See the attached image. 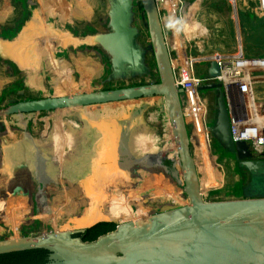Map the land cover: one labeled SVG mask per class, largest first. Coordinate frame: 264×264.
Listing matches in <instances>:
<instances>
[{
    "label": "water",
    "instance_id": "95a60500",
    "mask_svg": "<svg viewBox=\"0 0 264 264\" xmlns=\"http://www.w3.org/2000/svg\"><path fill=\"white\" fill-rule=\"evenodd\" d=\"M140 4L141 19L148 32L158 75L157 82L55 97L50 91H46L44 81L42 86H37L31 79V70L24 69L15 58L5 53L6 46L17 45L23 39L31 37L30 24L34 18L31 15L15 37L0 38V57H6L18 65L19 72L24 76L20 80L22 85L47 95L17 103L9 100L8 106H0V116L51 112L57 107L68 105L103 106L111 113L120 109L127 112L135 109L141 113L142 108L138 103L133 104L134 101L144 99L150 103L157 99L160 108V98H164L176 147V163L181 172L188 204L148 215L135 222L117 223L113 231L90 242L83 241L79 235L93 226L114 221H98L76 229L67 227L58 232L23 236L17 240H0V255L45 250L48 257L42 264H264V161L252 159L256 152L247 143L233 142L221 84L200 86L199 92L211 91L215 98V119L208 130L217 144L233 155L237 167L249 174L247 184L241 189L243 198L203 201L191 154L190 134L183 117V90L175 86L170 51L157 1L140 0ZM130 5V0H112L104 26L88 32L81 29H56L54 25H50L57 38L46 42L45 47L40 50L43 72L46 61L44 55L61 53L63 56L62 52H65L68 56L75 50L93 53L98 60L108 64L111 75L141 71L142 53L133 45L134 30L128 28ZM234 12L237 15L238 12ZM48 24L51 23L44 22L45 26ZM25 31L28 32L27 35ZM237 36L240 41V33L237 32ZM16 40L19 41L15 42ZM48 46L50 47L47 48ZM218 74L217 63L209 62L207 76L213 78ZM42 76L44 78V73ZM147 102L142 105L143 109ZM258 155L264 156V153ZM157 161L162 162L161 159Z\"/></svg>",
    "mask_w": 264,
    "mask_h": 264
},
{
    "label": "bare ground",
    "instance_id": "6f19581e",
    "mask_svg": "<svg viewBox=\"0 0 264 264\" xmlns=\"http://www.w3.org/2000/svg\"><path fill=\"white\" fill-rule=\"evenodd\" d=\"M253 2L255 3L253 8L260 12L256 0ZM4 4L7 6V3L4 2ZM80 4L85 8L95 6L96 1L81 0ZM50 5L60 8L64 7L65 2L60 3V5L58 2ZM236 8H239L237 2ZM10 12L11 10L8 13ZM224 22L229 23V25ZM224 22L222 23L227 27L234 26L226 20ZM50 25L45 26L41 18H33V22L30 24L31 37L23 39L17 45L5 47L7 55L15 58L24 69L29 68L31 70V79L37 86H42L44 81L40 50L45 47L46 42L57 38ZM235 25L237 26V23ZM228 29L230 32V28ZM25 33L28 34L27 31ZM49 34L51 35L49 36ZM228 36L230 37V34ZM66 40V43L69 44V40ZM185 41H188L187 32L179 30L169 42L168 48H174L178 44L185 45ZM238 47L243 50L240 42ZM81 54H77L71 61L54 60L52 57L48 60L47 66L52 68L55 76L57 75L52 79L55 97H70L92 92L80 91L79 93L60 94L57 90L59 77L62 73L69 75L70 72L77 71L81 76V72L85 70L89 71L90 74L94 72L98 74L102 71L100 68L96 69L89 65L86 57L80 58ZM206 56H193L190 59H184L185 57L181 56L180 58H183L181 60L182 76L185 78L186 72L189 70V64H186L187 60L192 65L193 62L202 57H213L215 54H207ZM183 77L180 79H184ZM252 97L254 102L264 100V84L262 82L252 85ZM160 100L161 114L167 119L166 128L161 125L162 137H159L160 135L156 131L159 126L156 128L150 126L144 121L138 110L127 112L120 109L113 113L105 110L106 113L100 118H94L90 115L93 110L101 112L104 109L103 106L92 107V110L91 107H73L71 105L63 108L57 107L52 111L56 117L51 129L45 128L42 134L36 137L30 134H24L25 137L20 136L10 128L6 129L4 134L8 142L6 140L0 142V222L10 227L13 234H17L20 224L24 223L27 217H31V202L19 192L12 190L14 191L12 193L8 189L9 184L19 182L21 186L26 185L31 190L35 189L38 183L43 184L47 194L45 197L37 198L38 210L39 212L44 211L45 220H49L54 227L60 221L59 218L51 221L57 214L56 212L63 214L64 222L76 218L78 227H85L105 220L121 224L143 219L147 217L146 212L138 213L139 210L135 209L137 206L134 195L136 190L140 191L141 189L148 199L168 202L171 206L178 205L176 207L187 205L188 199L178 196L172 189L173 184L169 180L163 179L159 175L158 169H154V166L150 165V161L162 159L165 152L170 157L176 156L166 103L164 98H160ZM81 108L84 109L83 112L72 114V111ZM0 113H2V109H0ZM163 136L167 137L162 139ZM158 139L160 140L159 143ZM190 143L193 150L198 154V146L193 144L191 140ZM193 161L198 176L194 158ZM134 163L146 170L153 171L150 172L157 177L154 181V184L158 185L156 191L151 192L148 188L143 190L148 180H140L137 184L136 180L142 173L141 171H139L140 173L136 172L133 170L134 168L132 171L130 170V164ZM146 163H149L150 166ZM144 165H147L148 168ZM129 170L130 174L128 173ZM102 176L106 178L109 176L110 178L106 181L101 178ZM63 179L66 182V187L63 188V192L59 193L61 195L59 196L58 189L60 187L58 184L60 182L62 185ZM99 179L100 182H95ZM130 185L135 186L134 191L129 190L132 188ZM14 193L17 194L14 195ZM199 193L204 200L200 191V184ZM65 229H67V225L64 226L63 230ZM19 238L21 236L12 237L10 240Z\"/></svg>",
    "mask_w": 264,
    "mask_h": 264
},
{
    "label": "rangeland",
    "instance_id": "374dc122",
    "mask_svg": "<svg viewBox=\"0 0 264 264\" xmlns=\"http://www.w3.org/2000/svg\"><path fill=\"white\" fill-rule=\"evenodd\" d=\"M0 0V6H1ZM6 1V0H5ZM28 1V0H27ZM26 1V3H27ZM55 3L54 0H39L37 3V6H35L34 11H40L44 10L46 11V7L48 5V2ZM95 16L91 18H85L86 16L80 12V6H79V12L77 15L81 18H56L57 14L50 13V14H44V18H41L42 21H49L51 22V25H54L57 29H62L64 27L63 25H68V27H83L84 32H88L87 29L95 30L100 29L104 26L106 22V18H100L101 15H99L100 11H98L101 6H103V9L105 10V15L107 16L110 5L112 0H95ZM195 0H178V7L175 9L174 14L179 18L181 15H184L187 11V5L188 3H192ZM13 14L9 18H2L0 16V38H6V39H12L15 36L10 37L7 33L9 28H15V34L19 32L21 29V24L23 25L26 23L29 18L26 17V9H23L19 4L18 1L10 0ZM60 5V2L62 0L57 1ZM131 5L129 7L130 11V18L128 21V28L134 30V34L132 36L133 45L135 48L140 50L142 53L140 63L142 66V70L139 72H133V71H126L123 74H117V75H111L110 68L108 64L102 62L101 60H98V58L93 54L89 52H85L83 50H75L72 51V54H67L62 52L63 56L60 55L61 53H57L56 55H53L51 53H48V55H44L47 63L44 62V82L46 84V91H50L51 94L56 96L55 90H54V84L52 79L57 77L55 76L54 71L51 67L47 66L48 60L52 57L54 60H62V61H71L73 57H76L77 54L82 53L79 57L84 58L88 60L89 65L92 67H95L96 69H102V71L98 74L95 72L93 74H90L89 71L85 70L80 73L77 71L70 72V74L62 73L59 77L58 81V92L60 94H71V93H77V92H86V91H97V90H107V89H117V88H124V87H130L140 84H146V83H155L158 81V75L156 72L155 64L153 55L150 48V40L148 37V32L146 28L143 26L144 21L141 19L142 10L140 9V6L138 4V0H130ZM236 2L238 4V0H234L233 8L237 10V12H241L244 14L252 13L257 17L261 14H257L253 10V5L255 4L253 0L250 1L248 4V7L244 8H236ZM42 3V4H41ZM204 3H209L207 6L211 10H216L217 15L215 18L213 16H209L208 13H203L200 18H183L182 22L180 24L172 23L168 18V10L165 7V0H158V8L160 12V18L163 24V30L166 36V39H170V32L172 30L173 26V35L175 36L176 31L181 27H185V25H188L193 30L192 33L194 35L193 39L191 41L196 42L197 46L199 47V50L202 51H209L211 49L219 48V43H222L223 41H226L227 44H224L223 48H221L222 51H226L227 49L234 51V48L237 49L238 44V36L237 32L240 33V44L243 47V50L246 54H252L257 53L261 51V46H256L252 42L245 41V36L243 34L242 26L240 25V17L235 16V18H229L232 15V7L229 4V1L227 0H204ZM229 6H228V4ZM162 4V5H161ZM26 5V4H25ZM210 5V6H209ZM213 5V6H212ZM82 6V5H81ZM191 6V5H190ZM189 6V7H190ZM21 8V13L20 8ZM10 8V7H9ZM25 8V7H24ZM198 9V8H197ZM196 8H192L193 13H195ZM10 11V10H9ZM240 14V13H239ZM60 15V14H59ZM61 16V15H60ZM209 16V17H208ZM228 21L233 24L234 26H225L224 22L222 21ZM230 20V21H229ZM234 20V21H233ZM239 21V31L238 27L235 25V23H238ZM60 25V26H59ZM226 25H229V23H226ZM237 27V28H236ZM230 28V32L229 29ZM64 29H67V26L64 27ZM80 29V28H79ZM236 32V34H235ZM225 34V36L223 35ZM230 34V37L228 36ZM170 36V37H169ZM228 36V37H227ZM186 46V44H185ZM175 49L177 50V56L179 58V61L181 63V60L183 58H180V55H185L183 53V48L180 47V44L176 45ZM226 49V50H225ZM235 49V50H236ZM229 50V51H230ZM65 54V55H64ZM192 55H198L195 51L192 53ZM173 54H171V57ZM78 57V58H79ZM185 57L186 56H182ZM182 70V68H181ZM180 70L179 77L182 78V71ZM207 70H208V63L205 61H201L198 64L194 65V72L195 75L201 78H204L207 76ZM43 77V76H42ZM24 78L23 74L19 72L18 65L16 63L11 62L10 60L0 57V106H8L9 100H12L14 103L21 102V101H27V100H34L39 99L42 96H45V92H41L38 90H35L33 88H29L25 85H22L20 80ZM48 82V84H47ZM191 104L192 107L191 114L194 116V119L196 121L194 122L195 128L189 129V137L193 144H196L199 148V152L193 150V147L191 145V154L195 160L196 168L198 172V179L200 184V191L204 197L205 202L209 201H225V200H234L239 199L241 196V188L246 184L248 181V175H245V170L239 169L236 165V161L233 157V155L225 152L214 140V138L211 135V132L208 130V128L213 124V121L215 119V98L214 94L210 91H203L198 96L197 94L191 93ZM189 97V98H190ZM147 100H137L134 101L133 104H139L140 108H142V118L144 121H146L150 126H153L156 128V131L159 137H162V127L161 125L165 126L166 128V118L165 116H162L159 103L157 99H154L152 102L148 103L145 108L143 109L142 105L145 104ZM161 105V100H160ZM190 106L185 105V110L189 108ZM93 109L92 107L90 108ZM99 110V109H98ZM135 110V109H131ZM84 109H76L72 111V114H79L83 112ZM194 111V112H193ZM70 112V111H68ZM151 116V118H149ZM56 114L51 112H36L31 114H19L15 113L11 116H0V142L2 140H6L5 137V131L7 128L12 129L14 132H17L20 136H24V134H30L34 137L37 135L42 134V131H44L45 128H48L49 130L52 127L53 121L55 120ZM71 117V116H70ZM205 121V122H204ZM199 122V123H198ZM205 123V124H202ZM203 125V128H200L199 125ZM167 137V136H166ZM163 136L162 139L166 138ZM41 139V138H40ZM8 142V140H6ZM160 140L158 139V143ZM162 162L158 161H150V165L152 164L154 166V169H158V173L160 176L163 177L166 181L169 180L173 184V190L174 192L180 196L183 199H187L184 195L183 191V185L181 181V172L179 168L177 167V159L176 156L170 157L169 154L165 152V154L162 156L161 159ZM149 165V163H146ZM145 166L148 168V166ZM149 165V166H150ZM130 170H135L136 172L141 171L142 175L137 178V184L140 182V180H148L147 184L144 186V191L148 188L151 192L156 191L158 185L154 184V181L157 177H155V174H151L150 171L152 170H146L142 166H138L137 164H130ZM136 168V169H135ZM129 169V168H128ZM130 170L128 173L130 174ZM153 172V171H152ZM140 173V172H139ZM242 174H244V177H242ZM103 180H108L110 177L106 178L105 176L101 177ZM139 179V180H138ZM100 180V179H99ZM20 183V182H19ZM17 184H9L8 189L9 191L13 193L14 191L19 192L23 195V197L29 202H31V219L20 224L19 228L17 229L18 233L13 234V231L10 227H7L4 223L0 222L2 231L0 232V240L4 239H10L12 237L17 238L18 236H30V235H37V234H43V233H50L54 232V229L62 230L64 229V226L67 225L69 229H76L78 227L77 219H71L70 221H62L60 222L56 227L53 226L50 222L44 221L42 218L38 217L39 210H38V200L37 198L40 196H46V192L44 191V186L41 183H38L36 188L31 190L26 185H20ZM214 183V184H213ZM64 185V187H63ZM58 186L60 187L58 189V194L63 192V188L66 187V182L63 179L62 185L59 182ZM62 186V187H61ZM131 186V185H130ZM132 187V186H131ZM135 186L129 189L130 191H134ZM14 190V191H12ZM41 191V192H40ZM48 192V191H47ZM17 193H14L16 195ZM40 193V195H39ZM142 189L136 190L134 192V195L136 197V210L138 209V213H144L146 212V215H151L155 213H159L162 211L170 210L173 208H177L178 205L164 203V202H157L154 199H148L145 197ZM56 194V196H58ZM59 196H61L59 194ZM29 197V199H28ZM55 198V196H54ZM141 204V208H140ZM115 225H117V222H114Z\"/></svg>",
    "mask_w": 264,
    "mask_h": 264
},
{
    "label": "built area",
    "instance_id": "2783aa9c",
    "mask_svg": "<svg viewBox=\"0 0 264 264\" xmlns=\"http://www.w3.org/2000/svg\"><path fill=\"white\" fill-rule=\"evenodd\" d=\"M256 5L258 10L262 12L260 16H264V0H256ZM167 46L169 47L168 40ZM168 49L170 51V63L175 75V86L183 90L181 103L187 127H190L192 131L195 120L191 114L188 116L185 114V105L190 106L191 104V93L194 92L199 96L201 92L198 91V88L200 86L220 83L229 115L230 135L233 142H245L258 154L264 152V100L254 102L252 97V85L257 84V82L264 84V56H248L239 47L231 54H223L217 51L215 56L202 57L193 62L192 65L187 60L186 64H189V70L186 72V77L181 80L179 77L181 63L177 56V50L172 48L176 55L171 57L172 52L170 48ZM194 51L198 55H192ZM185 56H202L196 42L190 41ZM201 61L208 64L211 61L216 62L219 74L213 78L196 76L194 65Z\"/></svg>",
    "mask_w": 264,
    "mask_h": 264
},
{
    "label": "crops",
    "instance_id": "0c3cea01",
    "mask_svg": "<svg viewBox=\"0 0 264 264\" xmlns=\"http://www.w3.org/2000/svg\"><path fill=\"white\" fill-rule=\"evenodd\" d=\"M54 1V0H53ZM56 2L55 3H57V1L58 0H55ZM81 1V0H80ZM80 1L79 0H64V2H65V5H64V7L62 6V7H57V6H54V7H52L50 4L51 3H53L52 1L50 2H48V5H47V7L45 8L46 9V11H42V10H40V11H37V10H35L34 11V8H35V6H37V3L39 2V0H28L27 1V3H26V5H25V8L24 9H26V17L25 18H30L31 17V15H33V17L34 18H44V14L43 13H45V14H50V13H55L56 12V14H57V16H56V18H81V17H79L78 15H77V13L79 12V10H80V12H82L86 17L85 18H91L92 16L94 17L95 16V7L96 6H89V7H83V6H81V4H80ZM90 1V0H89ZM92 1H94V0H92ZM157 1V3H158V0H156ZM160 1V0H159ZM227 1H229V4H230V6L232 7V10H233V12H232V17L230 16V14H229V18H235V16H237L238 15V13H237V15L235 14V10L236 9H234L233 8V3H234V0H227ZM4 2L5 3H7V6L4 4ZM178 0H165V7L167 8V10H168V16H169V20L172 22V23H175L176 22V24H180L181 22H182V20H183V18H200V16L203 14V13H208L209 14V16L211 15H213V17L215 16L216 17V15H217V12H216V10L214 11V10H210L209 9V7L207 6V4H209V3H204V0H195V1H193L192 3H188V7H187V11L185 12V14L184 15H181L179 18L174 14V12H175V9H177V7H178ZM228 4V3H227ZM229 4H228V6H229ZM162 5V4H161ZM191 5V6H190ZM79 6H80V9H79ZM190 6V7H189ZM210 6V5H209ZM213 6V5H212ZM10 7V8H9ZM20 8V7H19ZM192 8H196V10H195V13H193V11H192ZM198 8V9H197ZM9 10H11V12L10 13H8L9 12ZM177 10H179V9H177ZM98 11H100V13H99V15H101L100 16V18H106V15H105V10L103 9V6H101V8L98 10ZM237 11V10H236ZM20 13H21V8H20V11H19ZM214 12V13H213ZM6 13H8V14H6ZM13 14V10H12V6H11V2H10V0H2L1 1V6H0V16H2V18H9L12 14ZM61 16H60V15ZM51 15V14H50ZM208 16V17H209ZM237 18H238V16H237ZM44 22V21H43ZM46 22H49V21H46ZM49 23H51V22H49ZM25 25V23L22 25H20L21 26V28L23 27ZM60 26V25H59ZM64 27H66L67 26V29L66 30H74V29H81L82 31L84 30L83 29V27H78V28H75V27H73V26H71V27H68V25H63ZM64 27H62V29H64ZM58 29V28H57ZM15 30V28L13 29V28H9V30L7 31L8 33V35H10L9 33L10 32H12V31H14ZM87 30H89L90 31V29H87ZM179 30H182V31H185V32H187V34H188V41H185V44H186V46L185 45H183V44H180V47L181 48H183L184 50H183V53L184 54H186V52H187V49H188V46H190V41L193 39V37H194V35H193V33H192V31L191 30H193L191 27H189L188 25H185V27H183V26H181L177 31H179ZM173 26H172V30H171V34H170V39H169V41H168V44H169V42L172 40V38H174V37H172V35H173ZM177 31H176V33H177ZM226 34V33H225ZM225 34L223 33V35L225 36ZM235 34H236V32H235ZM176 35V34H175ZM228 37V36H227ZM168 40V39H167ZM19 40H16L15 42H18ZM192 42V41H191ZM19 43V42H18ZM219 44H222V45H220V47L219 48H217V49H215L216 51H214V49H211V50H209V51H202V50H199L200 51V54H202V56H205V57H207L206 55L208 54H215V52H220V53H223V54H231V53H234L236 50V48H234V51H231V50H233V49H225L226 51H222L221 50V48H223V46H224V44H227L226 43V41H223L222 43H219ZM237 44H239V41H237ZM176 47V46H175ZM174 47V48H175ZM171 54H173L174 56L176 55L175 53H174V51H173V49H172V47H171ZM180 56H185V55H180ZM191 57H193V56H191ZM191 57H187L186 56V58H184V59H190ZM192 59H194V58H192ZM184 78V77H183ZM212 93V92H211ZM191 110H192V107L190 106L189 108H187L186 110H185V114H186V116H188V115H190L189 114V112H191ZM194 112V111H193ZM106 113V111H105V108L104 109H102V111L101 112H97L96 110H93V111H91V113H90V115L92 116V117H94V118H100V117H102V115H104ZM196 121V119L194 120V122ZM199 123V122H198ZM202 124H204V123H202ZM195 126V124L193 125V127ZM195 128V127H194ZM8 129V128H7ZM7 131V130H6ZM53 209V208H52ZM44 211H41V212H39V214H38V217H40V218H42L44 221H46V222H49V220H45L46 219V214H44L43 213ZM57 214H55V216L51 219V221H53V220H56L57 218H59L60 219V221H59V223L60 222H62L64 219H63V214H61V213H58V212H56ZM31 219V217H27L26 218V221H28V220H30ZM25 221V222H26ZM22 222V221H21ZM58 223V224H59ZM19 228V227H18ZM56 231H59V230H57V229H54V232H56Z\"/></svg>",
    "mask_w": 264,
    "mask_h": 264
},
{
    "label": "trees",
    "instance_id": "16d2710c",
    "mask_svg": "<svg viewBox=\"0 0 264 264\" xmlns=\"http://www.w3.org/2000/svg\"><path fill=\"white\" fill-rule=\"evenodd\" d=\"M18 1L22 7V11L25 7L27 0H15ZM251 0H238L239 8H246ZM64 0H62L63 4ZM138 4L141 8L140 0ZM257 14H261L256 11ZM240 13V14H239ZM238 16L240 17V25L242 26L243 34L245 36V41L252 42L256 46H261V51L257 53L247 54L248 56H264V16L257 17L252 13H241L239 12ZM10 37L14 36L15 30L9 33ZM200 128H203V125H199ZM114 223H102L96 226H93L85 230L79 237L83 241H94L97 237L109 233L115 229ZM48 257V252L45 250H30L22 252H14L9 254L0 255V264H42L46 262Z\"/></svg>",
    "mask_w": 264,
    "mask_h": 264
},
{
    "label": "flooded vegetation",
    "instance_id": "af4514ba",
    "mask_svg": "<svg viewBox=\"0 0 264 264\" xmlns=\"http://www.w3.org/2000/svg\"><path fill=\"white\" fill-rule=\"evenodd\" d=\"M222 22H224V21H222ZM221 24H223V23H221ZM77 93H79V92H77ZM263 153H264V152L259 153V154H263ZM252 159H253V160L264 161V156L258 155V154L256 153ZM244 174H245V175H248V178H249V174H248L247 171H245ZM244 174H242V177H241V178L244 177ZM248 180H249V179H248ZM247 182H248V181H247ZM247 182H246V184H247ZM242 187H243V186H242ZM241 189H242V188H241ZM240 196H241V197H240L239 199L243 198V197H242V191H241V195H240ZM89 215H90V213H89Z\"/></svg>",
    "mask_w": 264,
    "mask_h": 264
}]
</instances>
